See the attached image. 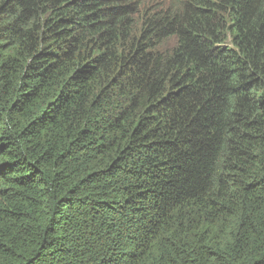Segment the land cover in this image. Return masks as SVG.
<instances>
[{"label":"trees","instance_id":"1","mask_svg":"<svg viewBox=\"0 0 264 264\" xmlns=\"http://www.w3.org/2000/svg\"><path fill=\"white\" fill-rule=\"evenodd\" d=\"M0 264H264V0H0Z\"/></svg>","mask_w":264,"mask_h":264},{"label":"rangeland","instance_id":"2","mask_svg":"<svg viewBox=\"0 0 264 264\" xmlns=\"http://www.w3.org/2000/svg\"><path fill=\"white\" fill-rule=\"evenodd\" d=\"M172 45H173V41L168 40V41H166V44H164V47L167 49V48H171Z\"/></svg>","mask_w":264,"mask_h":264}]
</instances>
